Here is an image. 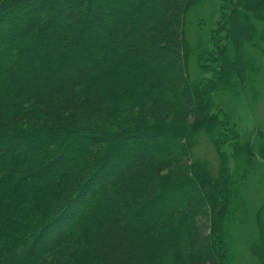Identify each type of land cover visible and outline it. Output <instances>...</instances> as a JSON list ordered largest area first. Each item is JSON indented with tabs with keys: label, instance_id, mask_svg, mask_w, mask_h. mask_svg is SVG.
Returning a JSON list of instances; mask_svg holds the SVG:
<instances>
[{
	"label": "trees",
	"instance_id": "1",
	"mask_svg": "<svg viewBox=\"0 0 264 264\" xmlns=\"http://www.w3.org/2000/svg\"><path fill=\"white\" fill-rule=\"evenodd\" d=\"M199 2L0 0V264L234 263L231 158L253 148L214 94L252 84L264 0H221L193 78Z\"/></svg>",
	"mask_w": 264,
	"mask_h": 264
},
{
	"label": "rangeland",
	"instance_id": "2",
	"mask_svg": "<svg viewBox=\"0 0 264 264\" xmlns=\"http://www.w3.org/2000/svg\"><path fill=\"white\" fill-rule=\"evenodd\" d=\"M220 4L221 0H200L186 15V35L192 48L189 67L193 78L200 72L198 53L203 49H214L211 35L220 25ZM246 53L256 65L252 84L246 90L239 89L238 96L237 92L231 94L226 91H216L214 94L215 107H220L232 115V124H236L235 129L241 136V143H247L253 148L249 156H245L243 152L239 156L245 158V167L239 165L240 158H231V170L236 172L230 203L234 217L229 228L234 242L233 264L256 262L253 246L261 234L257 213L264 204V55L256 45L249 46ZM259 131L263 134H259ZM239 142L233 135L224 142L223 148L230 157H234V152L238 151ZM197 143L196 155L206 157L216 171L219 160L207 135L200 134Z\"/></svg>",
	"mask_w": 264,
	"mask_h": 264
}]
</instances>
